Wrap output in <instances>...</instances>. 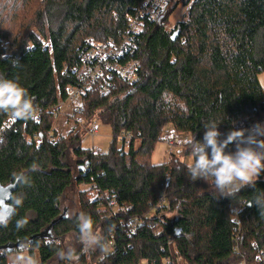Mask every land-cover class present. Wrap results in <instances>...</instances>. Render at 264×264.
I'll return each mask as SVG.
<instances>
[{
    "label": "trees",
    "instance_id": "16d2710c",
    "mask_svg": "<svg viewBox=\"0 0 264 264\" xmlns=\"http://www.w3.org/2000/svg\"><path fill=\"white\" fill-rule=\"evenodd\" d=\"M38 1L0 0V75L17 79L28 90L40 116V123L15 120L0 140V181L3 187L17 184L7 202L13 214L7 226H0V247L26 242L38 251L41 264H65L58 253L67 249L66 238L75 235L79 241L77 216L84 212L106 240L116 228L115 252L97 264H163L169 240L178 246L173 254L177 262L253 260L255 246H264V210L255 206V198L264 194V172L254 187L245 186L232 198L218 197L206 181H191L187 175L185 164L192 156L186 142L168 161L155 165L151 158L169 124L178 136L202 141L208 121H221L223 139L240 121L249 129L264 120L259 79L264 74V0H194L188 16L170 32L163 24L180 4L192 1L177 0L163 12L161 24L147 22L137 52L140 80L119 81L108 95L93 87L84 98L87 124L100 121L112 129L105 153L83 148L84 130L58 135L53 111L66 99L65 88L79 81L73 70L85 40L117 38L142 0ZM177 30L180 36L173 41ZM7 117L0 113V128ZM50 133L58 136L56 142L48 141ZM124 133L132 134L128 151L118 146ZM226 151H235V144ZM80 185L108 191L131 208L110 217L81 192L80 212L71 215L64 201ZM160 195L167 203L154 217L162 215L161 233L147 224L129 236L118 227L122 219L150 213ZM74 249L84 264H89L88 256L96 261L102 254L99 249L86 252L81 245ZM3 251L0 264H9L13 251Z\"/></svg>",
    "mask_w": 264,
    "mask_h": 264
},
{
    "label": "built area",
    "instance_id": "2783aa9c",
    "mask_svg": "<svg viewBox=\"0 0 264 264\" xmlns=\"http://www.w3.org/2000/svg\"><path fill=\"white\" fill-rule=\"evenodd\" d=\"M177 0H142L139 4L140 6L135 9L134 13L127 15V25L123 32H119L118 37H111L106 41H99L93 39H86L85 43L79 48L81 50V56L79 60V65L74 67V72L78 73L79 81L76 84H69L65 88L66 99L60 101L57 106H55L54 113L55 115L61 114V106L63 104L72 105L69 118V125H71L70 130H84L86 134L91 137L97 136V125L96 122L88 125L86 120L83 117L85 111L84 98L88 95L89 91L95 87L98 88L99 92L102 95H108L118 89V82H128L135 83L140 80V68L141 62L137 58L138 44L140 33L142 32L145 24L147 22H156L161 24L160 17L164 11L171 6ZM192 0L187 7H184L181 17L188 16L190 10L193 6ZM181 5V4H180ZM179 5V6H180ZM178 6V7H179ZM170 19V18H169ZM171 19L167 24H163L165 30L173 32L178 23L172 24ZM49 43H45V47H48ZM17 120V119H15ZM14 119H10L9 116L3 122V126L0 128V140L3 138V134L13 126ZM35 122L40 123V116L34 119ZM260 122V121H259ZM257 122V123H259ZM256 123V124H257ZM255 124V125H256ZM254 125H250L249 128H252ZM237 129H246V126L243 121H240L236 124ZM132 134L124 133L121 135L120 139L122 140L123 145L129 146L131 141ZM49 142H56L58 136H54L52 133L48 135ZM165 144L174 149L177 145L182 144L180 137L175 134H171L169 137H165ZM38 143H41V139H38ZM172 154V153H171ZM89 186V185H88ZM95 188V186H91ZM90 188V186H89ZM93 191V196L91 201L99 202V205L108 212L110 217H114L116 214H125L129 212L131 204L120 203L116 196L108 191L99 192L95 189H90ZM155 205L152 206V211L144 217H130L127 220L122 219L119 221L118 227L123 228L128 235L135 234V232L144 225L149 224L152 227H155L156 234L161 233L163 226L161 222L163 221L162 215L158 214L156 219L154 218L158 212L165 206L166 198L163 195H160L155 200ZM241 208L237 207L233 210V219L236 224L235 226V236L234 242L236 244L235 250L238 251V244L240 235V226L241 221L239 218V213ZM110 237L107 240V251L102 252L101 256L97 258L96 261L88 262L89 264H97L101 262L102 259H105L109 255H112L116 250V228L110 232ZM48 243L54 242L53 240H48ZM61 241H56V244H59ZM169 251L166 256H164L163 264H187L183 262H177L174 258V253L177 254L178 246L172 240L168 241ZM173 246V248H172ZM174 249V250H173ZM256 250L255 258L251 261L245 259L244 261L238 264H262L264 262V246L259 244L254 248ZM173 250V252H170ZM3 252L0 254L3 255ZM89 256L87 257V261ZM91 259V258H90ZM69 264L68 261L64 262ZM77 264H84L80 261ZM149 264V263H147ZM151 264V263H150Z\"/></svg>",
    "mask_w": 264,
    "mask_h": 264
},
{
    "label": "clouds",
    "instance_id": "9594fccd",
    "mask_svg": "<svg viewBox=\"0 0 264 264\" xmlns=\"http://www.w3.org/2000/svg\"><path fill=\"white\" fill-rule=\"evenodd\" d=\"M165 99L168 97L165 96ZM0 113H6L14 120H30L37 117L38 108L34 98L17 79L0 75ZM220 122L212 120L203 125L206 131L202 141H197L195 137L186 141L185 146L192 160L185 167L191 181L204 180L219 194L218 197L232 198L245 186L254 187L264 172V139L260 138L264 136V125L257 123L249 129H233L221 139ZM230 144H235V151H226ZM255 206L264 210V194L255 198ZM9 220L10 216L0 211V226H7ZM17 227H22L20 222H17ZM77 228L84 251H107V240L94 229L90 215L81 212L77 216ZM9 255V264H41L28 243H21ZM58 256L69 264H77L79 260L71 247L61 250Z\"/></svg>",
    "mask_w": 264,
    "mask_h": 264
},
{
    "label": "rangeland",
    "instance_id": "374dc122",
    "mask_svg": "<svg viewBox=\"0 0 264 264\" xmlns=\"http://www.w3.org/2000/svg\"><path fill=\"white\" fill-rule=\"evenodd\" d=\"M43 2V0H39L38 1V5H41V3ZM37 5V6H38ZM189 5V4H188ZM187 5V6H188ZM184 6L183 4H181L175 11L174 13L170 16L171 19V23L175 24V23H181V21H183L185 19V16L181 17L182 12L184 11ZM32 32H34L37 37H41V34L37 32L36 28H32ZM42 38V37H41ZM46 43H49L46 41ZM5 44V43H3ZM260 83L261 85L264 86V74H262L260 76ZM71 106L72 105H68V104H63L61 107V114L56 116V122L54 124V129L57 130L58 135L61 136H68L67 134L70 132L71 129V125H69V121L67 120L69 118L70 112H71ZM263 121H261L260 124H262ZM98 131H97V136L95 137H91L88 134H85V138L83 141V148H87V149H92L95 152H107L109 150V144L112 141V129L110 126L103 124L102 122L98 121L96 122ZM264 125V124H262ZM172 128V126L169 124L168 126H166L164 128V134H163V138L165 139L166 137H169L171 134H174V132H172L170 129ZM182 136V144H184V142H186L190 136L188 134H184L181 135ZM261 139H264V136L260 137ZM118 146L120 148L125 149V151H128V147L127 145H123L122 144V140L119 138V142H118ZM182 144L177 145L174 149L169 148L166 144L165 141H159L156 143V148L155 151L152 155L151 161L153 164H160L163 163L165 161H168L170 159V157L172 156L171 153L175 154L177 152H179L182 149ZM188 162H191V158L188 159ZM86 194L88 198L91 199V197L94 195L93 191L90 190L88 185H80L78 188H73L72 190L68 191V194L66 195V199L64 201V205L69 207L70 209V214L73 215L74 213L80 212V206H79V201H80V194L82 193ZM76 236H70L68 239H65V245L66 248H75V247H79L80 241H75ZM35 254L39 257V253L38 251H35ZM11 259V256L9 257V261ZM40 259V258H39ZM92 262V259L88 258L87 262Z\"/></svg>",
    "mask_w": 264,
    "mask_h": 264
},
{
    "label": "water",
    "instance_id": "95a60500",
    "mask_svg": "<svg viewBox=\"0 0 264 264\" xmlns=\"http://www.w3.org/2000/svg\"><path fill=\"white\" fill-rule=\"evenodd\" d=\"M179 36H180L179 31L178 30L175 31L173 36H172V40L176 41ZM81 171H84L83 167H82ZM16 185L17 184H15V186H13V187H3V185L0 181V211L7 213L10 217L13 214V208L7 202H8V200H10L12 198ZM176 231H177V236L180 237V233L182 231L180 229H177ZM21 243H26V242H20V243H17L15 245H7V246L0 247V252H2L3 250H6L8 252H12Z\"/></svg>",
    "mask_w": 264,
    "mask_h": 264
},
{
    "label": "crops",
    "instance_id": "0c3cea01",
    "mask_svg": "<svg viewBox=\"0 0 264 264\" xmlns=\"http://www.w3.org/2000/svg\"><path fill=\"white\" fill-rule=\"evenodd\" d=\"M263 121V123L262 124H264V120H262ZM261 123V121L259 122V124ZM171 131H172V128L170 129ZM173 132V131H172ZM166 137V136H165ZM180 137V139L182 140V136H179Z\"/></svg>",
    "mask_w": 264,
    "mask_h": 264
}]
</instances>
